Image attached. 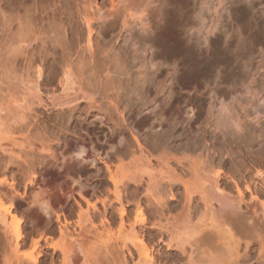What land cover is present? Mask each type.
<instances>
[{
	"label": "rangeland",
	"instance_id": "rangeland-1",
	"mask_svg": "<svg viewBox=\"0 0 264 264\" xmlns=\"http://www.w3.org/2000/svg\"><path fill=\"white\" fill-rule=\"evenodd\" d=\"M99 1L100 5L102 0ZM144 2L146 3V13H141L142 21L137 19L130 21L125 27L119 26L113 31L108 24L111 18L104 20L106 26L101 24V28H105L101 31L103 33L105 31L102 34L105 39L101 37L102 44L97 45L98 48L94 47L95 56L93 54L91 57L88 54L89 51L85 52V48H83L85 39L82 43H76L74 47H71V51H68L71 53V57L66 51V57L72 59L71 67H69L72 77L66 82L67 84L64 82V70H68V67L64 66L66 63L61 61L62 56L60 55H63L61 51L57 52L59 58L57 55L53 67L51 66L54 63L52 56L47 57V62H44V74L40 88L41 103L36 101L39 98L34 97L35 95L30 97L34 98L32 102L29 99L30 106L27 107L34 110L30 112L29 109L28 119L25 115L28 114V111L25 109V112L22 111V116L25 115V123L28 121L29 124H26L30 126L29 129L32 128L31 134L34 135L36 130H40V134L42 132L44 145L40 150L41 157L37 158L39 160L36 166L39 167L40 174L48 171L53 182L45 185L43 177L37 173L38 176L34 184L27 183L26 187L21 184L18 190L14 191L17 195L14 194L17 198L14 210L20 218L22 242L20 250L15 249L13 245L9 244L0 229V264H3L4 255V257L10 258L15 254V251L17 254L30 252L33 249L34 240L39 239L40 236L50 235V230L58 231L63 221H68L70 231L77 233L80 230L76 225L78 216L83 213L85 218H88L87 208L93 203H97L100 209L97 210V213L100 211L99 215L103 212V207L97 199L104 197L109 184L107 183L106 166L102 160L106 158V154H113L117 147L124 149L126 145L125 140L121 142L122 144L113 145L109 142V138L113 135V128H118L121 123L120 113L124 106H115L117 105L115 99L118 97L123 100L136 101L137 104L132 109L137 113L142 111L137 120L151 119L150 122H153L155 126L153 132L160 130L156 126L159 121L167 124L169 118L167 115L172 111L174 113L186 111L183 118L193 113L192 130L202 129V131L192 134L197 143L195 142L196 145H194L195 143L186 144V138L181 139L173 143L172 148L174 147L175 151H184L190 148L192 150V147L205 150L211 146V138L205 132L206 122L213 119V117H209L211 110V113H216L217 110L219 113L221 108L219 104L218 107L212 104L214 94H217L218 98L222 96L237 100L235 109L239 112L243 124L246 123L249 126L252 137L251 148L254 152L251 157L253 161L251 159L245 161L248 164L246 167L251 170H247L250 173L246 172V174L248 173V177L256 178L259 182L258 188L264 191V183H261V181L264 182L261 180L263 178H260L259 175V178L257 177L260 169L264 172V0H144ZM74 6L72 8L74 14L72 13L70 16V25L76 27L75 29L78 31L82 30L84 34L82 31L80 32L86 36L87 28L82 21L84 14L80 15L78 12L87 13V17H91L92 13L98 15L96 14L98 13L97 9L91 10L96 6L93 4V8L83 4L81 11ZM43 11V0H0V46L2 45L3 50L4 47H9V49H5V52L13 49V53L16 54L18 50H14L18 48L19 44L15 42L13 45L10 42H14L13 40L17 36L24 34L25 31L27 33L29 29L32 36L34 35L33 37L37 39L29 47L30 49L45 41L43 39L48 36L46 32L48 25L46 26L45 20L48 18L44 19L43 16L46 12ZM92 19L95 20L94 22L99 21H96L94 15ZM105 42L108 44L103 45ZM38 48L40 47L38 46ZM7 53H5V57H7ZM13 53L10 51V54ZM10 56L8 59L11 57L13 59V55ZM4 59H0L1 62ZM18 60L21 61L22 57L20 60L18 56ZM56 61L61 62L57 63ZM6 62L4 61L2 64ZM8 62L10 63V59ZM23 66L21 72L20 70L18 72L22 73L25 69ZM15 75L17 77L18 74ZM18 87L14 88L15 91L12 90L13 99L16 95L21 96L20 92L23 86ZM12 97L3 98L0 94V98L4 101L0 104L4 107L9 106L7 101L9 98L12 100ZM185 100H191L193 105H187ZM1 113H5V111ZM218 120L219 130L230 128L228 130L234 133L233 128L228 127L229 124L225 123L224 118L222 120L225 121L226 126L228 125L227 127L222 120ZM38 122L43 123L40 124L43 129H39ZM118 122L119 124H116ZM186 124L174 125L176 127H173L175 135L182 138L181 134L184 131L182 127ZM147 130L152 132L150 129ZM19 131L18 134L15 132V136L20 141L24 135L21 132H26L25 135L28 132L27 130ZM36 134L39 135V133ZM237 134L240 133H236L235 136ZM33 135L32 137H37ZM230 136L231 133L227 139L230 140ZM127 137L133 140L129 132ZM229 140L223 139L221 135L218 136L221 153L228 150L227 147L235 145L231 144ZM76 144H83V146H76ZM223 146H227L226 149L224 148L225 150H223ZM80 147L84 148H82L84 152L79 155ZM8 148H13L15 152L19 153L18 155L21 154L19 151L23 153L29 151L22 146H9ZM149 148L154 153L158 151H155L153 146ZM177 148L182 150H177ZM15 152L13 151V153ZM32 152L26 155L22 153L23 156H18L15 153L17 155L15 157H24L25 161H32L31 159L34 158ZM226 152L222 154L227 156ZM158 153L159 151L156 154ZM221 153L220 156L225 157ZM34 155L36 156V154ZM18 158H15L18 163L24 160L19 158L20 161ZM6 161L7 159L4 160V162ZM13 163L12 160L10 165L14 166L16 170L19 169L17 168L19 164ZM260 184L263 188L260 187ZM13 190L10 191L13 192ZM10 191L7 193L11 196L12 192L9 193ZM24 191L25 194H22ZM127 193L129 195L135 193L137 197H141L144 188L130 187ZM127 208L135 210L136 207L132 204ZM90 209L89 207L88 213L91 212ZM144 212L151 218L150 208L146 207ZM99 215L92 218L93 224L100 227L99 229H103L102 221H100L102 217H98ZM115 216H117L116 212ZM58 217L60 218L58 219ZM88 221L85 222L89 223ZM112 226L115 228L117 224ZM91 234H87L89 237H84L89 241L91 238L93 239L90 244L95 242L93 233ZM156 239H158L157 236L154 241H157ZM93 244L87 246L92 248L100 245L98 243L96 245V242L94 246ZM258 244H255L250 256L246 257V260L243 259L244 261L240 260L238 264H258L257 259L260 256ZM100 247H97L98 250L100 249L99 251L97 248L96 251L94 250L95 252L93 251L96 257L98 255L97 258L94 256V259L98 260L97 262L93 260L92 255V264L117 263L113 260V256L109 257L103 246ZM52 252V249L43 246L45 255H50ZM57 257L58 254L55 255V258ZM107 259H110L108 263ZM180 260L178 256H171L168 258L167 264H180ZM136 261L129 260V264H135Z\"/></svg>",
	"mask_w": 264,
	"mask_h": 264
},
{
	"label": "bare ground",
	"instance_id": "bare-ground-1",
	"mask_svg": "<svg viewBox=\"0 0 264 264\" xmlns=\"http://www.w3.org/2000/svg\"><path fill=\"white\" fill-rule=\"evenodd\" d=\"M99 2V0H43V12H46L43 17L44 19L45 17L48 18L45 21L49 28L46 31L48 36L43 39L45 41H41L42 44H36L30 49L29 47L37 39L33 37L34 35L32 36L29 29L30 34L28 31L25 33V31L19 37L13 38L14 42H10L13 45L15 42L19 44L17 49L14 47L16 49L14 51L18 50L16 54L13 53V49L10 50L13 54H10L9 50H7L9 54L5 52V49H9L7 45L4 50L2 45L0 46V55L4 54L3 57L0 56L1 60L7 53V57H5L7 62L4 59L6 63L2 64L4 61L1 62L0 60L1 96L3 98L12 97L14 94L12 90L15 91V87L23 86L22 90L20 89L21 96L16 95L17 98L15 96L14 99L12 97V100L11 98L8 99L9 106L4 107L0 104V229H2L1 232L3 231L9 244L17 250L21 246L22 233L20 218L14 210L15 202H17V195L14 191L18 190L21 184L26 187L28 186L27 183L34 184L36 181L37 173H39V167L36 166L39 160L37 158L41 157L40 150L44 145L42 132L40 134V130H36V133H39L41 137L39 135L38 137L36 133L31 134L32 128L29 129L30 126L26 124L28 121L25 123L24 118L26 115V119H28L29 109L30 112L34 110L27 107L30 100L32 102L34 97H38L39 99L36 98L38 100H35L39 104L41 103L40 88L44 74V62L47 57L52 56L54 63L51 66L53 67L58 55L57 52L61 51L63 54L60 55L62 56L61 61L66 63L62 64L68 67V70H64V82L67 84L66 82L72 77L69 68L72 59L68 58V56H72L68 52L71 47H74L76 43H82L85 39L83 48H85V52L89 51L88 54L92 57L96 53L94 47L102 44L101 37L105 31L103 33L101 29L105 28H101V24L106 26L104 25L106 18H111L108 24L109 28L111 27V30L114 31L116 27H125L130 21L136 19L142 21L143 15L141 13L146 11L144 0H102L100 5ZM73 4L80 11L83 4H87V7H93V4L96 6L95 9L91 10L97 9L98 13H95L98 15L92 13L96 16V21L99 20L97 22L93 21L95 17L92 19V14L91 17H87V13L78 12L76 9L80 15L84 14L82 21L87 28L86 36H83L82 30L78 31L75 29L76 27L70 25V16L74 11L72 10ZM102 38L105 39V37ZM102 42H104L103 39ZM105 44L108 43H103V45ZM66 51L67 54L69 53L67 57ZM10 55H13V59ZM8 56L11 57L9 58L10 63ZM18 56L20 60L22 57L21 61L18 60ZM24 64L25 66H23ZM22 66L25 69L20 73ZM19 70L20 72H18ZM14 74H18L17 77ZM33 95L35 96L30 98ZM228 99L222 96L218 98V95L214 94L212 104L217 107L219 104L221 108L219 113L218 110L216 113H211V110L209 117H213V119L206 122L205 132L209 134L212 141L211 146L205 149L206 152L203 150L204 148L195 149L194 147L193 149L192 147L191 150L189 146L190 149L184 151H175L174 147L172 148L173 143L181 139L186 138V144L196 142L192 134H196L202 129L192 130L193 113L183 118L186 111L176 113L172 111L171 114L167 115L169 117L167 124L159 121L156 126L160 130L153 132L155 126L153 122H150L151 119L137 120L142 111L137 113L132 109L137 104L136 101L123 100L119 97L115 99L117 104L114 103L115 106L123 105L124 107L120 113L121 123L118 128H113V135L109 138V142L114 145L122 144L121 142L125 140L126 145L124 149L117 147L113 154H106V158L102 160L106 166L107 183L109 184L107 192H104V197L97 199L103 207L102 215L98 214L100 211L97 213V210L100 209L94 201L95 203L89 206L92 209H90V213H88L89 207L87 208L86 215L88 218H85L83 213L78 216L76 225L80 230L77 233L70 231L68 221H63L58 231L50 230V235L40 236L39 239L34 240L33 249L30 252L17 254L15 251V254L10 258L4 257V255L3 264H92V255L93 260H96L94 256L97 258L98 255L96 257V254L93 253L100 246L105 248L109 257L113 256V260L117 261V263L114 261L115 264H129V260L134 262L137 260L135 264H160L161 262L167 264L168 258L171 256H178V259H181L180 264H238L240 260H246L250 256L256 243H259L260 247L258 264H264V191L258 188L259 182L256 178L247 176L251 170L246 167L248 164L245 161L251 159L254 153L251 148V132L248 124H243L239 112L235 109L237 100ZM1 100L0 98V103H3L4 101L1 102ZM185 102L187 105H193L191 100H185ZM24 109L28 111V114L22 116V111L25 112ZM2 111L5 113H1ZM34 116L36 115L34 114ZM218 119L229 124L227 126L233 128L231 130L234 133L229 131L230 128L219 130ZM38 123L39 129H43L40 125L43 123ZM180 123H187L186 126L182 127L184 130L181 134L182 138L175 135L173 128L174 125ZM147 129L152 130V132H148ZM22 130H27L28 133L25 135L26 132ZM18 131H22L21 134L24 133L25 135L20 138V141L15 136V132L18 134ZM128 132L133 140L127 137ZM230 133L229 140L227 136L229 137ZM236 133H240L237 134L239 136H235ZM32 135L37 137L34 138ZM219 135L223 139L229 140L231 144H235L230 148L226 146L228 150L226 147H222L223 150H227V152L225 150L227 156L222 154H225L224 151L222 153L219 151ZM81 145L83 146V144H76V146ZM9 146H22L26 150L33 151V157H36L35 161H33L34 158L31 159L32 161L26 158L28 161H25L24 157H19L21 160L24 159L21 161L15 157L19 153L15 152L13 148H8ZM134 146L136 148H133ZM150 146H153V149L158 150L159 153L156 154L158 151L154 153L149 148ZM82 148L80 147L79 155L84 152ZM180 149L177 148V150ZM29 151L24 152L25 155L31 153ZM19 152L22 155L23 152ZM220 153L226 158L221 157ZM15 158L24 163H18ZM6 159L7 161L4 162ZM12 160L14 163L17 162V165L19 164L17 167L19 169L16 170L14 166L10 165ZM251 161L253 160L251 159ZM257 163L259 164V162ZM260 171L257 172V177L258 175L261 176L260 178H263L261 180L264 181V172L261 169ZM246 172L248 173L246 174ZM40 176L46 182L45 185L53 182L48 171L41 172ZM261 183L264 182L261 181ZM263 186L260 184V187L263 188ZM130 187L134 189L144 188L143 195L141 197H137L135 193H133L135 195H129L127 190ZM11 189H14L13 192L10 191ZM6 190L10 191L9 193L12 192L11 196ZM25 191L22 194H25ZM7 201L9 202L7 203ZM132 204L135 205V210H128L127 207ZM145 206L150 208L151 218L146 216ZM115 212L117 216H115ZM97 215L102 217L100 221H102L103 229H99L100 227L93 224L92 218ZM87 220L90 224L85 222ZM113 224H117V227L114 228ZM91 233H93L96 245L100 244L97 247L94 246L95 242H93L94 244L91 243L94 247L87 246L91 245L92 238L89 241L84 237ZM156 236L158 239L154 241ZM102 237L106 239H102ZM43 246L52 249L53 252L50 255H45ZM56 254H58L57 258H55ZM109 260L107 259V263ZM165 260L167 261L165 262Z\"/></svg>",
	"mask_w": 264,
	"mask_h": 264
}]
</instances>
